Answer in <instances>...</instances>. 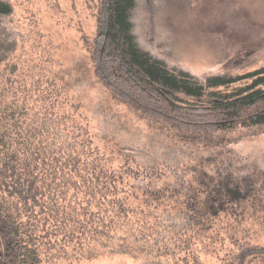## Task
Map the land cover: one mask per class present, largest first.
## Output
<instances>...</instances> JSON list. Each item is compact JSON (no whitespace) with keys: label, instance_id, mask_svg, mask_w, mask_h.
Here are the masks:
<instances>
[{"label":"rangeland","instance_id":"obj_1","mask_svg":"<svg viewBox=\"0 0 264 264\" xmlns=\"http://www.w3.org/2000/svg\"><path fill=\"white\" fill-rule=\"evenodd\" d=\"M5 1L0 40L10 46L13 86L50 107L62 128L89 135L121 173L110 196L124 200L131 220H150L138 229L148 243L135 234L107 247L65 239L43 264H263L264 122L207 132L157 122L95 71L100 0ZM131 21L141 49L195 77L264 64V0H135ZM209 193L226 201L223 209L200 210ZM161 219L169 227L152 232Z\"/></svg>","mask_w":264,"mask_h":264},{"label":"trees","instance_id":"obj_2","mask_svg":"<svg viewBox=\"0 0 264 264\" xmlns=\"http://www.w3.org/2000/svg\"><path fill=\"white\" fill-rule=\"evenodd\" d=\"M134 4L100 0L93 59L98 77L116 97L179 130L207 132L264 122V64L200 78L168 66L136 44ZM10 11V4L0 0V16ZM7 49L0 40V264H43L48 250L65 239L107 247L135 234V240L142 236L148 243L150 235L142 231L150 220H131L124 200L108 192L121 173L107 166L89 135L65 123L62 128L59 119L52 121L50 107L36 98L33 103L31 91L13 86L15 65ZM207 197L200 202L202 212L225 206L220 196ZM191 201L185 195V205ZM170 220L178 226L185 221ZM153 222L154 233L169 227L165 219Z\"/></svg>","mask_w":264,"mask_h":264}]
</instances>
